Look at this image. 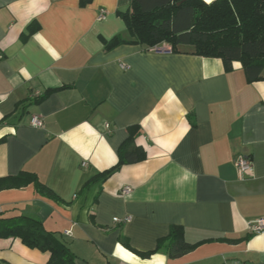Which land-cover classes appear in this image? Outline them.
<instances>
[{"label": "crops", "instance_id": "crops-1", "mask_svg": "<svg viewBox=\"0 0 264 264\" xmlns=\"http://www.w3.org/2000/svg\"><path fill=\"white\" fill-rule=\"evenodd\" d=\"M129 1L0 0V176L32 172L58 198L30 182L0 190V210L39 217L75 264H264V230H249L264 216V78L248 81L239 61L226 70L219 57L105 49L103 39L129 38L117 14ZM133 124L145 158L82 188L116 163ZM175 224L198 244L171 257L156 247ZM47 257L0 237L5 264Z\"/></svg>", "mask_w": 264, "mask_h": 264}, {"label": "trees", "instance_id": "trees-1", "mask_svg": "<svg viewBox=\"0 0 264 264\" xmlns=\"http://www.w3.org/2000/svg\"><path fill=\"white\" fill-rule=\"evenodd\" d=\"M117 14L125 22L129 38L115 34L103 39L105 49L122 43L148 49L165 42L173 52L219 57L226 70L239 61L248 81L264 78V0H130L128 7ZM139 133L138 124L129 125L127 136L117 148L116 163L86 180L82 188L97 178L111 176L125 164L143 160L145 150L135 142ZM30 182L41 195L58 200L29 171L0 176V190ZM0 237L19 238L24 245L47 252L46 264H75L76 255L65 239L47 230L35 215L0 210ZM119 240L142 256L153 252L134 249L123 238ZM197 244L186 241L182 227L175 224L158 239L156 249L164 247L169 256L177 257ZM0 264L5 263L0 260Z\"/></svg>", "mask_w": 264, "mask_h": 264}, {"label": "built area", "instance_id": "built-area-1", "mask_svg": "<svg viewBox=\"0 0 264 264\" xmlns=\"http://www.w3.org/2000/svg\"><path fill=\"white\" fill-rule=\"evenodd\" d=\"M106 13H107V10L105 8H100L97 19L104 17L106 15ZM153 48L159 49L160 47L156 46ZM0 57H1V55H0ZM30 123H31V125L36 126V127H40L43 125L42 118L37 116V115L32 116ZM81 164L83 166H87L86 162H82ZM237 168H238V172L240 173V175L242 177H251L253 175L252 164L247 157H240L237 160ZM130 190H131L130 186L124 185L121 188V193L125 194V193H128ZM130 218H131L130 215H127L123 218V220L128 221V220H130ZM113 220L114 221H120V219L118 217H114ZM249 230L251 231V233H258V232L263 231L264 230V216L259 217L255 220L251 221L249 223ZM66 234H68V232H66Z\"/></svg>", "mask_w": 264, "mask_h": 264}, {"label": "rangeland", "instance_id": "rangeland-1", "mask_svg": "<svg viewBox=\"0 0 264 264\" xmlns=\"http://www.w3.org/2000/svg\"><path fill=\"white\" fill-rule=\"evenodd\" d=\"M167 45H168L167 43H165V42H161V43L158 44L157 46H159L161 49H166V48H169Z\"/></svg>", "mask_w": 264, "mask_h": 264}]
</instances>
